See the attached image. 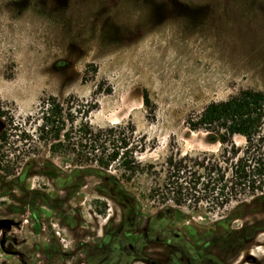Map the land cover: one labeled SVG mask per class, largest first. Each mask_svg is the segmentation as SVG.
<instances>
[{"label": "rangeland", "instance_id": "1", "mask_svg": "<svg viewBox=\"0 0 264 264\" xmlns=\"http://www.w3.org/2000/svg\"><path fill=\"white\" fill-rule=\"evenodd\" d=\"M245 88L264 90V0H0V108L20 120L44 96L75 95L94 104L95 128L134 125L142 168L160 170L171 153H219L221 143L186 120ZM33 149L34 164L15 155L13 174L0 170V219L20 222L0 232V264H264V201L234 220L236 203L169 202L165 211L149 197L156 175L147 170L127 182L114 164L127 193L109 192L96 165ZM77 170L57 186L53 173Z\"/></svg>", "mask_w": 264, "mask_h": 264}, {"label": "trees", "instance_id": "2", "mask_svg": "<svg viewBox=\"0 0 264 264\" xmlns=\"http://www.w3.org/2000/svg\"><path fill=\"white\" fill-rule=\"evenodd\" d=\"M143 102L146 106L151 103L148 90ZM93 108L94 104L85 105L75 95L61 99L52 94L41 98L27 120H16L0 108V116L5 120L0 134V170L6 176L13 174L11 163L15 155L24 157L26 165L34 164L41 153L33 147L40 145L49 148L53 155L68 154L81 165H96L94 170L105 176L109 192L127 193L122 179L129 182L138 170H147L156 175L149 197L157 199L165 211L173 210L169 202L181 206L206 200L220 208L236 203L230 216L234 220L242 216L236 210L264 201V90L241 89L225 100L210 102L199 113L190 114L186 120L188 127L204 131L210 141L221 143L220 152L171 153L160 170L155 164L142 168L137 153L144 152L145 147L136 143L133 124L95 128L87 119ZM237 135L245 137L244 146L235 142ZM114 164L117 170H123L122 179L112 173ZM34 172L25 169L22 176L29 177ZM58 172L53 173L57 186L66 188L68 178L80 170L62 171L64 176ZM112 196L126 210L139 208L137 201Z\"/></svg>", "mask_w": 264, "mask_h": 264}, {"label": "flooded vegetation", "instance_id": "3", "mask_svg": "<svg viewBox=\"0 0 264 264\" xmlns=\"http://www.w3.org/2000/svg\"><path fill=\"white\" fill-rule=\"evenodd\" d=\"M5 239L2 240V246H5ZM85 245H83L82 249L80 250H85ZM105 249V247H104ZM8 252L9 254H13V255H21L18 251L14 250V249H9ZM104 252V251H103ZM102 252V253H103ZM88 254H87V251L86 253L83 254V259L84 257L87 258ZM143 258H140V260H142ZM136 261V260H133V262ZM255 261H256V258H255ZM255 261H251V262H255ZM147 263L148 264H172L170 262L167 261V259H160V258H150V259H147Z\"/></svg>", "mask_w": 264, "mask_h": 264}, {"label": "water", "instance_id": "4", "mask_svg": "<svg viewBox=\"0 0 264 264\" xmlns=\"http://www.w3.org/2000/svg\"><path fill=\"white\" fill-rule=\"evenodd\" d=\"M20 222L16 221L12 218H1L0 219V232L4 229H11L13 226L15 225H19ZM2 243V242H1ZM10 252V251H8ZM249 261H255V257L254 256H250L248 258Z\"/></svg>", "mask_w": 264, "mask_h": 264}]
</instances>
